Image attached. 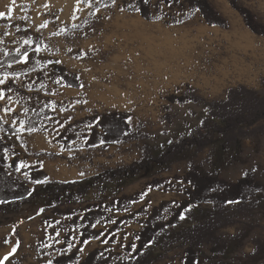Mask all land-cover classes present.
I'll list each match as a JSON object with an SVG mask.
<instances>
[{"label": "rangeland", "instance_id": "1", "mask_svg": "<svg viewBox=\"0 0 264 264\" xmlns=\"http://www.w3.org/2000/svg\"><path fill=\"white\" fill-rule=\"evenodd\" d=\"M85 1L0 0L4 13L0 58L24 49L26 42L36 47L19 62L0 67V115L15 127L14 132L1 135L10 145L9 169L19 178L28 181L30 172L39 169L50 179H80L138 160L146 144L159 147L197 120L201 103L167 108L169 95L188 88L211 101L224 99L230 88L239 85L264 96V36L246 25L229 0H210L227 19L226 26L207 23L199 10L173 23L188 13L187 6H168L163 0L152 1L154 20L127 10L129 0H115L92 14L89 9L98 0ZM240 1L264 23V0ZM57 65L78 75L81 85L64 83L55 73ZM115 110L129 111L132 127L146 136L87 148L86 136L98 121L86 118ZM256 125H264V119ZM69 133L76 138H67ZM209 151L127 186L124 193L138 194L139 200L127 210L111 212V220L94 227L100 236L85 242L83 227L74 216L44 214L34 203L17 212H0V264H53L56 257L70 253L83 260L96 248H102L107 261L128 259L154 207L187 196L186 173L192 168L206 173L214 169ZM249 169L264 181V134L244 138L237 162L222 170L221 176L236 181ZM154 178L161 185L151 184ZM36 185L31 183L33 188ZM85 205L72 209L76 215L83 214ZM259 217L243 216L241 222L220 231L223 236L245 234L229 255L239 264L264 262V253L250 256L257 239L264 241V218L255 222L257 227L249 224ZM184 258V248L177 246L155 264H183Z\"/></svg>", "mask_w": 264, "mask_h": 264}, {"label": "trees", "instance_id": "2", "mask_svg": "<svg viewBox=\"0 0 264 264\" xmlns=\"http://www.w3.org/2000/svg\"><path fill=\"white\" fill-rule=\"evenodd\" d=\"M114 1L98 0L89 12L92 14L95 9ZM152 1L129 0L125 8L137 10L145 19L154 20L157 17ZM229 1L240 12L249 28L264 36V23L257 20L252 10L240 0ZM163 2L168 6H187L188 13L176 17L173 23L183 22L199 10L207 23L227 25V19L210 0ZM72 26L75 25L68 28ZM26 44L20 51L4 53L0 58V67L19 62L36 48L28 42ZM55 73L70 86L81 85L78 75L70 74L64 66L57 65ZM168 100L167 108L171 104L201 103V111L195 113L199 115L197 120L188 123L176 136L159 147L146 144L141 157L132 163L105 168L93 175L66 181L50 179L46 171L39 169L30 172L28 181L14 175L9 169L10 145L3 139L1 132L10 134L15 131V127L5 122L0 115V212H17L26 204L34 203L44 214L52 211L58 215L74 216L83 227L82 242H85L100 236L101 231L94 227L101 221L111 220V212L127 210L134 201L139 200L138 194L124 193L127 186L170 170L179 161H192L209 148L208 160L213 163L214 169L206 173L192 168L186 173L184 179L189 184L187 196L176 203L163 200L154 207L149 221L139 232L138 245L131 257L118 262L107 261L102 248H96L83 260L79 259L77 253L62 254L54 259L53 264H155L177 246L184 248L183 264H239L238 260L230 259L229 255L234 250L235 242L245 234L240 232L223 236L220 231L241 222L243 216L249 215H260V219L249 223L251 227L258 226V221L264 218V181L257 177L254 169L247 170L236 181L223 178L221 172L237 162L244 138L264 134V125H256L264 119V96L252 88L239 85L230 88L222 100H208L193 93L190 88L182 94L169 95ZM130 116L127 110H115L98 117H87L86 120L91 123L96 120L98 122L86 136L85 146L108 147L146 136L144 132L132 127ZM166 117L171 119V114L167 112ZM254 126L256 129L250 131ZM67 138L73 140L76 135L69 133ZM16 165L17 160H14ZM31 183L37 185L33 188ZM151 184L159 186L161 181L154 178ZM82 204H86L80 210L83 214L76 215L72 207ZM248 228L245 225L246 231ZM257 242L250 256L264 253V241L257 239Z\"/></svg>", "mask_w": 264, "mask_h": 264}, {"label": "snow or ice", "instance_id": "3", "mask_svg": "<svg viewBox=\"0 0 264 264\" xmlns=\"http://www.w3.org/2000/svg\"><path fill=\"white\" fill-rule=\"evenodd\" d=\"M3 15H4V13L0 12V17H2ZM0 83H3V81H0ZM2 98H3V96L0 95V99H2ZM181 218H183V217H181Z\"/></svg>", "mask_w": 264, "mask_h": 264}, {"label": "bare ground", "instance_id": "4", "mask_svg": "<svg viewBox=\"0 0 264 264\" xmlns=\"http://www.w3.org/2000/svg\"><path fill=\"white\" fill-rule=\"evenodd\" d=\"M141 23V22H140Z\"/></svg>", "mask_w": 264, "mask_h": 264}]
</instances>
